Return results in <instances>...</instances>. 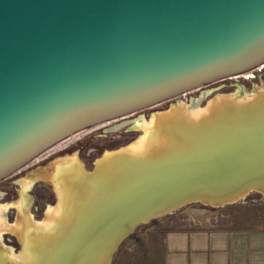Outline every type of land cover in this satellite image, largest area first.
Here are the masks:
<instances>
[{
  "label": "water",
  "instance_id": "95a60500",
  "mask_svg": "<svg viewBox=\"0 0 264 264\" xmlns=\"http://www.w3.org/2000/svg\"><path fill=\"white\" fill-rule=\"evenodd\" d=\"M263 62L264 0H0V180L84 128ZM241 94L139 115L142 139L90 170L57 162L54 211L23 219L0 264H111L140 223L264 195V86Z\"/></svg>",
  "mask_w": 264,
  "mask_h": 264
},
{
  "label": "rangeland",
  "instance_id": "374dc122",
  "mask_svg": "<svg viewBox=\"0 0 264 264\" xmlns=\"http://www.w3.org/2000/svg\"><path fill=\"white\" fill-rule=\"evenodd\" d=\"M264 62L257 68L240 75L217 80L181 94L133 111L115 119L84 128L47 149L18 170L0 180V247L14 255L21 244L19 228L23 219L35 226H42L54 211L56 196L48 181L49 173L57 162L69 159L79 161L90 170L98 157L114 149L130 146L143 137L141 128L131 127L138 123L139 115L151 123L157 113L165 111L180 100L185 104L200 98L196 108L206 107L214 96H252L264 86ZM262 66V67H261ZM122 117H130L129 123L115 130H106ZM14 181L11 183V181ZM209 224L264 225V195L250 190L244 196L220 205L194 201L170 212L138 224L126 237L114 254L111 264H124V246L132 235L152 228H168L184 225Z\"/></svg>",
  "mask_w": 264,
  "mask_h": 264
},
{
  "label": "crops",
  "instance_id": "0c3cea01",
  "mask_svg": "<svg viewBox=\"0 0 264 264\" xmlns=\"http://www.w3.org/2000/svg\"><path fill=\"white\" fill-rule=\"evenodd\" d=\"M124 264H264V225L152 228L124 246Z\"/></svg>",
  "mask_w": 264,
  "mask_h": 264
},
{
  "label": "flooded vegetation",
  "instance_id": "af4514ba",
  "mask_svg": "<svg viewBox=\"0 0 264 264\" xmlns=\"http://www.w3.org/2000/svg\"><path fill=\"white\" fill-rule=\"evenodd\" d=\"M262 66H264V65H262ZM262 66H261V67H262ZM123 119H132V118H130V117H122L120 120H123ZM12 182H14V181L12 180L11 183H12Z\"/></svg>",
  "mask_w": 264,
  "mask_h": 264
}]
</instances>
